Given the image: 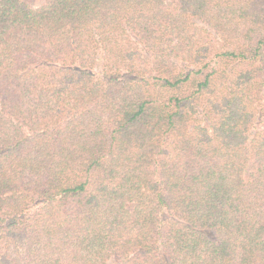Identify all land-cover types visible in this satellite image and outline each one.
<instances>
[{
	"label": "trees",
	"instance_id": "obj_1",
	"mask_svg": "<svg viewBox=\"0 0 264 264\" xmlns=\"http://www.w3.org/2000/svg\"><path fill=\"white\" fill-rule=\"evenodd\" d=\"M0 0V264H264V0Z\"/></svg>",
	"mask_w": 264,
	"mask_h": 264
},
{
	"label": "rangeland",
	"instance_id": "obj_2",
	"mask_svg": "<svg viewBox=\"0 0 264 264\" xmlns=\"http://www.w3.org/2000/svg\"><path fill=\"white\" fill-rule=\"evenodd\" d=\"M39 2H40V0H33V1H32L33 4H37V3H39Z\"/></svg>",
	"mask_w": 264,
	"mask_h": 264
}]
</instances>
